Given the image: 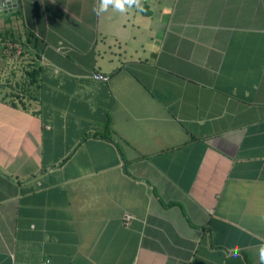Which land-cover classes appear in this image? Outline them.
I'll return each mask as SVG.
<instances>
[{
  "label": "crops",
  "instance_id": "obj_1",
  "mask_svg": "<svg viewBox=\"0 0 264 264\" xmlns=\"http://www.w3.org/2000/svg\"><path fill=\"white\" fill-rule=\"evenodd\" d=\"M141 2L0 8V264H259L264 0Z\"/></svg>",
  "mask_w": 264,
  "mask_h": 264
},
{
  "label": "clouds",
  "instance_id": "obj_2",
  "mask_svg": "<svg viewBox=\"0 0 264 264\" xmlns=\"http://www.w3.org/2000/svg\"><path fill=\"white\" fill-rule=\"evenodd\" d=\"M111 6L119 13H126L129 9L135 7L139 11H144L141 0H98V4H94L92 11L97 15L106 12ZM259 264H264V243L257 247Z\"/></svg>",
  "mask_w": 264,
  "mask_h": 264
},
{
  "label": "water",
  "instance_id": "obj_3",
  "mask_svg": "<svg viewBox=\"0 0 264 264\" xmlns=\"http://www.w3.org/2000/svg\"><path fill=\"white\" fill-rule=\"evenodd\" d=\"M15 2L19 3V0H0V8L12 7V5L16 4Z\"/></svg>",
  "mask_w": 264,
  "mask_h": 264
},
{
  "label": "trees",
  "instance_id": "obj_4",
  "mask_svg": "<svg viewBox=\"0 0 264 264\" xmlns=\"http://www.w3.org/2000/svg\"><path fill=\"white\" fill-rule=\"evenodd\" d=\"M24 96H22V95H18L17 97H14L15 99L16 98H23ZM26 97H24V99H25ZM13 99V98H12ZM12 103L13 104H20V105H22L23 107L25 106V103L23 102V101H15V100H12Z\"/></svg>",
  "mask_w": 264,
  "mask_h": 264
},
{
  "label": "built area",
  "instance_id": "obj_5",
  "mask_svg": "<svg viewBox=\"0 0 264 264\" xmlns=\"http://www.w3.org/2000/svg\"><path fill=\"white\" fill-rule=\"evenodd\" d=\"M48 263V260L46 261V264Z\"/></svg>",
  "mask_w": 264,
  "mask_h": 264
}]
</instances>
